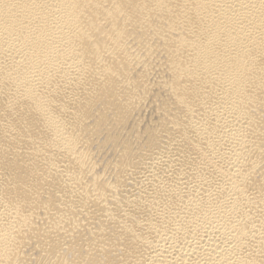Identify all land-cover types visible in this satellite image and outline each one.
<instances>
[{
  "label": "bare ground",
  "instance_id": "1",
  "mask_svg": "<svg viewBox=\"0 0 264 264\" xmlns=\"http://www.w3.org/2000/svg\"><path fill=\"white\" fill-rule=\"evenodd\" d=\"M0 264H264V0H0Z\"/></svg>",
  "mask_w": 264,
  "mask_h": 264
}]
</instances>
